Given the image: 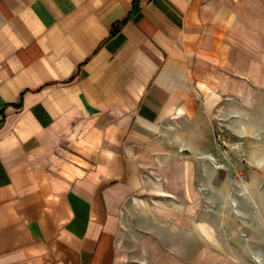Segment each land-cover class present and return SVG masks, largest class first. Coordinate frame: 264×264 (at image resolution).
<instances>
[{
	"label": "crops",
	"instance_id": "obj_1",
	"mask_svg": "<svg viewBox=\"0 0 264 264\" xmlns=\"http://www.w3.org/2000/svg\"><path fill=\"white\" fill-rule=\"evenodd\" d=\"M253 4L0 0V264H119L123 203L168 123L216 106L208 72Z\"/></svg>",
	"mask_w": 264,
	"mask_h": 264
},
{
	"label": "rangeland",
	"instance_id": "obj_2",
	"mask_svg": "<svg viewBox=\"0 0 264 264\" xmlns=\"http://www.w3.org/2000/svg\"><path fill=\"white\" fill-rule=\"evenodd\" d=\"M253 3L208 72L221 77L216 106L168 123V154L123 203L119 264H264V0Z\"/></svg>",
	"mask_w": 264,
	"mask_h": 264
}]
</instances>
